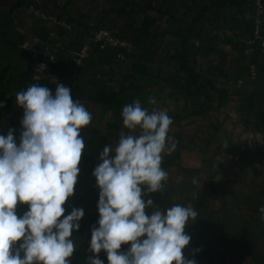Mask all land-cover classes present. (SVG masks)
<instances>
[{"label":"rangeland","instance_id":"1","mask_svg":"<svg viewBox=\"0 0 264 264\" xmlns=\"http://www.w3.org/2000/svg\"><path fill=\"white\" fill-rule=\"evenodd\" d=\"M24 1L0 0V12L8 15L0 18V36L13 39L16 34L24 37L42 35L54 45L66 46V56L73 54L81 40L82 29L74 27L72 31L65 32L39 21L31 12L34 8L63 19L69 20V16L74 20L82 19L91 27H109L113 33L134 42L133 53L121 65L111 58L91 53L75 80L82 82L83 88L95 90L98 86L94 83L104 77L106 87L119 94L120 109L139 100L149 111L168 112L173 120L169 135L176 148L171 154L163 155L161 167L167 171L168 179L152 199L161 209L175 204L194 207L198 212L197 220L185 229L191 237L189 243L205 234L202 215L237 212L246 221L262 216L259 209L264 206V158L258 165H242L225 154L226 148L232 145L264 152V68L258 65L257 60L255 63L245 62L244 55L240 53L244 36L240 38L235 29L238 25L248 28L249 19L236 23L229 16L222 20L219 15L225 13L226 7L217 6L204 12L202 21L197 23L194 35L190 37V42L198 43L201 48L193 66L195 72L216 89H226L230 94L229 100L217 108V94H189L192 92L190 78L180 72L177 62L170 59L175 47L171 32L180 29L184 34L189 30L190 21L179 17L199 11L197 8L201 1L202 9L209 8L208 1L116 0L111 3L108 0H66L63 4L58 0V4L53 0ZM20 4L23 5L19 7ZM145 15L153 16L148 29L141 23ZM168 15L176 18L172 17L174 21H170ZM246 35H249V29ZM214 61L215 64L212 63ZM2 66L5 67V63ZM52 76L50 72L44 79L50 84L48 88L54 91ZM150 99L155 103H149ZM82 104L92 115L91 122L81 130L84 140L93 127L115 146L119 133L127 130L120 126L113 131L106 126L114 120L113 109L104 105ZM203 107L208 111L202 112ZM5 120L15 123L12 129L16 130L18 137L20 123L16 122L15 115L7 116ZM2 132L6 129L0 124ZM98 160L99 156H96L92 162L79 163L74 193L64 205L65 215L72 208H82L86 214L97 212L95 200L98 199V189L91 173ZM181 189L186 190L184 198L180 196ZM79 224L78 231L73 233L77 248L69 258V264H86L89 257L87 236L95 225ZM205 239L209 258L201 264H264V237L258 240L251 238L242 250L208 239L207 235ZM127 247L122 245V250Z\"/></svg>","mask_w":264,"mask_h":264},{"label":"clouds","instance_id":"2","mask_svg":"<svg viewBox=\"0 0 264 264\" xmlns=\"http://www.w3.org/2000/svg\"><path fill=\"white\" fill-rule=\"evenodd\" d=\"M52 82L54 91L33 83L17 92L15 103L23 110L19 136L12 128L0 133V264H69L77 248L73 233L84 210L65 215L64 205L80 172L81 130L92 115L69 87ZM121 117L127 131L115 146H104L91 173L98 219L86 264H104L102 251L107 264H197L183 250L191 239L185 229L198 212L191 204L161 209L147 195L161 191L168 179L161 164L176 148L169 135L172 118L139 100L123 106ZM23 205L26 210L18 212ZM259 212L264 217V206Z\"/></svg>","mask_w":264,"mask_h":264},{"label":"trees","instance_id":"3","mask_svg":"<svg viewBox=\"0 0 264 264\" xmlns=\"http://www.w3.org/2000/svg\"><path fill=\"white\" fill-rule=\"evenodd\" d=\"M53 1L58 4L57 0ZM108 1L111 3L116 2V0ZM227 1L228 0H222V2ZM219 3L220 1H216L211 6H209V8H201L203 11L201 15H203L204 12L211 10L215 6H219ZM23 4H20L19 7H21ZM62 11L65 13L64 9H62ZM2 16L8 17L7 14L0 12V18ZM55 17H57L58 19H63L62 17ZM145 18L147 21H145V23L143 22V25L144 28L145 26H147L146 28L148 29L149 25H147V22L150 20V22L152 23V20L149 16H145ZM198 19L190 21L189 30L185 31V35L182 34L180 29L176 32V36L180 38V43L177 49L170 55V59L177 62L180 72L190 78L192 89V92H189L190 95L199 94L201 92L203 96H208L209 93L217 94L218 102L216 107L220 108L229 100V92L226 89H216L211 84V82L203 80L201 78L202 76L196 73L193 69V66L197 61V56L199 53H201V48L199 46L196 47L190 42V37L194 35V29L195 27H197V23L199 22ZM66 21L72 24L73 27L71 31L74 29V27L78 29L80 27V29H82V32L84 33L83 39L88 35V32L90 30L98 29V27H90L82 19L74 20V18L69 16V20L66 19ZM248 23V28L250 29V22ZM216 26L218 27L220 26V24H216ZM36 36L44 40V38H42L40 35L36 34ZM0 37H2L0 39V101L4 102V107L0 108V124H3L4 129H6L7 131V128H13V126H15V123L12 120H10L11 122L5 120V118L10 115H15V120L17 123H19L23 115L21 108L16 106V93H14V91L19 92L26 90L27 87L33 83L45 84L47 87L49 86L46 82L38 79L36 80L34 78L33 60L20 48L21 43L26 39V37L20 36L18 34H16L15 38L13 39H8L4 36ZM131 42L134 43L132 40ZM48 44L54 45V42H48ZM62 48V57L70 56V54L67 56L65 54L67 47L65 46ZM95 52L100 54L103 58L108 57L114 60V58L111 57V52L108 50L102 51L99 48H96ZM256 60L257 57H254L253 62L255 63ZM3 63H5V67L2 66ZM57 67L56 82L62 83L65 86L69 87L74 99H77L80 102L89 103L91 105H104L108 109H113L114 120L111 123H107L106 126L113 131H117V129L122 126V109H120L121 101L118 99L119 94L112 92V90H109L106 87V85L104 84V77L98 79L97 83H94L96 86H98V88H95V90H87L81 86L80 83L82 82L75 80L76 78L72 80L71 78L66 76L64 70L61 67H59L58 65ZM54 87H56V84L54 85ZM203 111L207 112L208 108H204L202 112ZM84 143L85 148L84 153L81 157L80 164L92 162L96 156L100 155L104 146H113L112 143L108 141L106 136L100 134V132L93 127L89 130L88 137L86 138V140H84ZM225 154L230 156L232 159H235L242 165H258L264 158V152L262 151H251L247 148L236 145H232L226 148ZM184 191L186 190L181 189L180 196L182 198H184L185 196ZM153 194L154 193H148L147 195L148 197L152 198ZM97 201L98 199L95 200V206L97 205ZM26 208V205L18 206V212H23L24 210H26ZM228 209L229 208L227 207L226 211H228ZM97 219L98 212L93 214L84 213V216L79 222H85L89 225H95ZM202 229L205 233L204 236L202 234V236H199L198 240L189 243L184 249L185 256L188 258H194L197 264H201L202 261H207V259L209 258L206 254V235L208 239L211 238L219 240L227 247L242 250L248 245V241L251 238L258 240L259 238L264 237V217L261 216L259 218L251 219L250 221H246L237 212H227L226 214L221 215L219 213L212 212L208 214V216L202 215ZM88 233L89 234L87 237L88 240H90V231ZM195 249H199V251L194 252ZM91 255L92 253L89 252V256ZM98 256L101 260L104 261V264H107L106 255L103 251L99 253Z\"/></svg>","mask_w":264,"mask_h":264},{"label":"built area","instance_id":"4","mask_svg":"<svg viewBox=\"0 0 264 264\" xmlns=\"http://www.w3.org/2000/svg\"><path fill=\"white\" fill-rule=\"evenodd\" d=\"M66 0H58L65 3ZM252 14L250 17L249 35L244 42L242 54L245 62L253 61L257 57V63L264 68V0H250ZM33 15L39 21L50 24L64 31H71L72 24L64 19H58L54 15L32 9ZM199 46L198 43L195 44ZM21 50L33 60V74L37 80L44 81L45 75L53 72L63 48L44 42L36 35L26 37L20 45ZM99 48L102 51L111 52L118 65L123 64L133 53L135 46L131 40L116 35L106 28L90 30L88 35L81 41L77 51L71 56V71L79 70L87 61L88 56ZM43 66V67H41Z\"/></svg>","mask_w":264,"mask_h":264},{"label":"crops","instance_id":"5","mask_svg":"<svg viewBox=\"0 0 264 264\" xmlns=\"http://www.w3.org/2000/svg\"><path fill=\"white\" fill-rule=\"evenodd\" d=\"M206 1H208V3L207 2L206 3L209 4V5H212L216 1H220L219 6H223L224 5V8L226 7L225 13L219 15L222 18V20H226L230 16V19L232 18L234 20V22H236V23H238L240 21H245L246 19H249V22H250V17H251V14H252V5H251V1L250 0H228L227 2H222V0H206ZM212 1H214V2H212ZM201 2L199 4V7L197 8L199 11H195L194 10L193 12H187L186 15L184 14L183 16H180L179 19H183L184 21H188L189 22V21H192L194 19H198L199 18L198 20L199 21H202V15H201V13H202V9H201L202 8V3ZM214 8H217V6H215ZM217 15H218V13H217ZM145 16H143L141 18L142 19V22L141 23H143V22L145 23V21H147L146 18H145ZM168 16L170 17V21H174L173 18H176V16H173V15H168ZM149 17H150V19L152 20V23H153V16H149ZM85 22H87V21H85ZM152 23L149 20L147 22V25L150 24V27H151ZM96 27H94V28H96ZM238 27H240V29H238ZM103 28H105V27H103ZM106 28L108 29L109 27H106ZM235 29L238 30L237 32H239L240 38H242L244 36L243 39H242V41H241V43L243 45L244 42H245V40H246V38L248 37V35L245 36V33L248 34L247 29H249V28H245L244 29V28H242V25H238L237 27H235ZM108 30H110V29H108ZM178 30L179 29L174 30V31L171 32L172 41H173V39H175V41H174L175 42V47L172 49V53L177 49V47H178V45L180 43V38L176 36V32ZM237 32H235V33H237ZM32 35H36V34H31L30 36H32ZM183 35H185V33ZM40 36L42 38L45 37V36H42V35H40ZM83 36H84V33L82 32V34H81V40H80L79 44L76 46L75 51H77V49L79 48L80 43H81V41L83 39ZM27 37H29V36H27ZM122 37L127 38L125 36H122ZM43 41L46 42V43H48L49 40L46 39V38H44ZM57 46H59V45H57ZM61 47H65V46L63 45ZM242 49H243V47L241 48V51H240L241 54H242ZM71 56H72V54L69 56V58L64 57V56L62 57V55L59 57V60H58V62L56 64L53 72H51L53 74L52 77L55 79V81H57V73H56V70L58 68L57 65L59 67H61L64 70L66 76L69 77V78H71L72 80H74L75 78L78 77V73L81 70V68L79 70H76L75 71V75H73L74 71L73 70L71 71ZM210 61H211V59H210ZM212 63L215 64V61L212 62ZM53 78H52V80H53ZM44 82H46L48 85H50L47 80H44ZM55 84L56 83H54V85ZM81 103H85V102H81Z\"/></svg>","mask_w":264,"mask_h":264}]
</instances>
